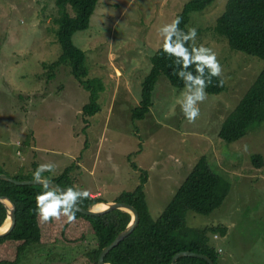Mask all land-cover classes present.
I'll return each instance as SVG.
<instances>
[{
    "label": "rangeland",
    "instance_id": "1",
    "mask_svg": "<svg viewBox=\"0 0 264 264\" xmlns=\"http://www.w3.org/2000/svg\"><path fill=\"white\" fill-rule=\"evenodd\" d=\"M188 1L99 0L89 28L73 36L87 55L89 77L102 79L105 87L101 110L88 116L83 106L90 92L71 68L44 67L62 52L56 0H0V165L15 176L30 171L32 162L50 163L52 177L73 166L77 188L114 201L140 182L142 171L132 167V154L131 160L148 171L146 199L157 219L195 164L206 158L231 190L211 214L188 212V226L227 227L225 236L212 235L221 264H264V163L257 167L252 161L254 154L264 160V121L237 141L219 136L224 120L264 69V60L232 49L227 37L215 31L227 0L192 12L188 24L197 31L195 46L217 54L226 89L205 90L200 115L190 123L180 106L185 87L161 76L150 112L140 121L132 118L151 57L162 44L158 30ZM96 244L88 235L78 245H35L15 264H86Z\"/></svg>",
    "mask_w": 264,
    "mask_h": 264
},
{
    "label": "trees",
    "instance_id": "2",
    "mask_svg": "<svg viewBox=\"0 0 264 264\" xmlns=\"http://www.w3.org/2000/svg\"><path fill=\"white\" fill-rule=\"evenodd\" d=\"M215 0H189L176 16L180 17L179 27L185 32L189 30L190 15L201 11ZM99 0H56L58 16L57 38L62 52L53 63H44V67L55 71L66 65L71 68L72 75L90 92V100L83 106L84 115L94 116L101 110L100 94L104 83L100 78H90L87 55L77 46L73 36L77 31L89 28L91 17ZM74 9V14L70 13ZM214 29L227 37L232 49L243 51L264 60V0H227L225 10L217 18ZM152 67L145 77L140 104L132 111V118L144 119L154 104L156 86L161 76L178 88H184L183 81L176 76L178 65L173 58L163 52L162 44L151 57ZM194 69L190 66V69ZM54 74L50 73L49 77ZM226 89L224 79L212 77L205 90L208 93H220ZM264 121V69L243 96L236 108L224 120L219 136L234 142L244 137L249 129ZM129 160L134 169L142 171L140 182L133 190L123 191L114 201H123L134 205L140 214V221L135 230L112 249L105 261L111 264H172L173 257L180 251H194L208 255L215 264H221L219 248L212 242V235L227 234L226 226H208L205 228L189 227L188 212L193 211L209 215L230 193L231 183L220 174L214 172L206 158H201L177 188L173 199L155 219L150 213L146 199L145 184L148 171L140 168L136 162ZM252 161L262 167V154H254ZM39 166L32 162V169L27 173L20 170L16 179H34L33 172ZM73 166H67L62 172L52 177L51 172L42 173V177L58 182L67 188H77L72 178ZM0 173L6 170L0 165ZM9 175V174H8ZM80 189V188H79ZM45 189L43 185H18L0 179V195L8 196L16 205L17 221L8 235L0 237V264L18 263L27 250L35 245H51L65 242L78 245L86 241L88 235L95 237L97 244L87 254L86 264H99L102 249L109 245L116 236L130 223L129 212L116 209L102 215H86L75 211V220L68 222L61 216L41 222L36 211V196ZM82 190V189H81ZM89 196L79 201L84 208L105 201L101 197ZM8 217L7 209L0 202V226ZM177 264H209L208 261L185 256L177 260Z\"/></svg>",
    "mask_w": 264,
    "mask_h": 264
},
{
    "label": "clouds",
    "instance_id": "3",
    "mask_svg": "<svg viewBox=\"0 0 264 264\" xmlns=\"http://www.w3.org/2000/svg\"><path fill=\"white\" fill-rule=\"evenodd\" d=\"M179 25L180 17L177 16L170 23L162 25L158 31L162 37L163 52L173 58L174 64L179 66L175 74L183 81L185 87L180 106L184 116L191 123L200 115L198 105L206 99L207 83L211 82L212 77L222 75V66L211 48L195 46V28L185 32ZM190 66L194 71L189 70ZM53 169V164H40L33 172L34 180L41 183L45 189L36 196L37 214L41 222H47L50 218L59 219L61 216L71 222L75 220L77 203L87 198L89 193L79 188L62 190L50 187V181L42 177V173L51 172Z\"/></svg>",
    "mask_w": 264,
    "mask_h": 264
},
{
    "label": "water",
    "instance_id": "4",
    "mask_svg": "<svg viewBox=\"0 0 264 264\" xmlns=\"http://www.w3.org/2000/svg\"><path fill=\"white\" fill-rule=\"evenodd\" d=\"M0 179L8 180L18 185H26V184L42 185L41 183L36 182L34 179L20 180V179L13 178L5 173H0ZM47 180L50 181V187L66 190V188L60 185L58 182L50 180V179H47ZM0 202H2L7 209L8 217L6 220L9 221V226L5 230L1 229L3 225L0 227V237H4L8 235L9 233H11V231L14 229L16 225V221H17L16 205L10 197L4 196V195H0ZM7 202H9L10 205ZM104 202L107 204V207L104 209H100V210L95 209L94 207L95 204L90 208H84L78 202L76 211L81 212L86 215H102L109 211L120 209V210L127 211L131 214L132 219L130 223L128 224V226L124 230H122L116 236V238L109 245L105 246L100 252L99 259H98L99 264H111L105 261V257L112 249H114L117 245H119L121 241L127 238L135 230L136 226L138 225L140 221V214L138 210L134 207V205L130 203L123 202V201H104ZM185 256L201 258V259L208 261L209 264H215L214 260L210 258L208 255L199 253V252L189 251V250L180 251L176 253L173 257L172 264H177V260Z\"/></svg>",
    "mask_w": 264,
    "mask_h": 264
},
{
    "label": "bare ground",
    "instance_id": "5",
    "mask_svg": "<svg viewBox=\"0 0 264 264\" xmlns=\"http://www.w3.org/2000/svg\"><path fill=\"white\" fill-rule=\"evenodd\" d=\"M7 203L10 205L9 202H7ZM99 204H102L101 206H104V207H102V208H100V209H104V208L107 207V204H106L105 202L98 203V204H95V205H94V207H95L96 210H100L99 207H98ZM8 226H9V221L6 220L5 224H3V227H2L1 229H2V230H5Z\"/></svg>",
    "mask_w": 264,
    "mask_h": 264
},
{
    "label": "crops",
    "instance_id": "6",
    "mask_svg": "<svg viewBox=\"0 0 264 264\" xmlns=\"http://www.w3.org/2000/svg\"><path fill=\"white\" fill-rule=\"evenodd\" d=\"M5 169V168H4ZM91 194H94V193H91Z\"/></svg>",
    "mask_w": 264,
    "mask_h": 264
}]
</instances>
